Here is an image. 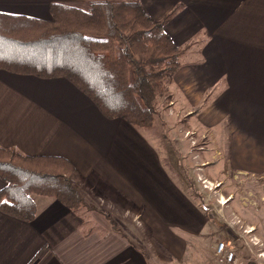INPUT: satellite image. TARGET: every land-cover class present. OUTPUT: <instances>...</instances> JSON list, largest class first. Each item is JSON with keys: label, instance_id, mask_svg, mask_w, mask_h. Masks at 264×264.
Here are the masks:
<instances>
[{"label": "crops", "instance_id": "obj_1", "mask_svg": "<svg viewBox=\"0 0 264 264\" xmlns=\"http://www.w3.org/2000/svg\"><path fill=\"white\" fill-rule=\"evenodd\" d=\"M54 1L65 0H0V12L49 20ZM139 1L183 50L170 92L220 152L206 182L231 166L264 173V0ZM0 146L68 160L83 177L78 189L88 206L72 211L34 194L32 221L0 211V264H160L145 239L152 236L158 253L182 260L186 244L198 243L206 228L201 211L162 165L170 157L145 130L104 117L65 78L0 69ZM98 205L141 218L148 234L118 230L99 216ZM244 226L264 241L245 217Z\"/></svg>", "mask_w": 264, "mask_h": 264}, {"label": "trees", "instance_id": "obj_2", "mask_svg": "<svg viewBox=\"0 0 264 264\" xmlns=\"http://www.w3.org/2000/svg\"><path fill=\"white\" fill-rule=\"evenodd\" d=\"M54 1L49 20L0 12V69L74 84L108 118L136 128L152 123L156 98L169 93L182 48L139 0ZM0 211L29 222L32 194L72 211L83 205L82 175L66 159L0 146Z\"/></svg>", "mask_w": 264, "mask_h": 264}, {"label": "rangeland", "instance_id": "obj_3", "mask_svg": "<svg viewBox=\"0 0 264 264\" xmlns=\"http://www.w3.org/2000/svg\"><path fill=\"white\" fill-rule=\"evenodd\" d=\"M65 2L78 7H85L87 4L86 0ZM154 106L155 113L151 125L138 129L145 130L161 155L170 157L163 158L162 165L175 182L180 184L189 201L201 211L206 219V228L199 236L198 243L186 244L187 250L182 260H176L168 252L165 255L158 253L152 236L150 242H147L149 239H145L147 243L144 242V246L148 249L151 259L160 264H229L223 259V254L217 253L219 242H225L235 251L236 264H264V259L257 258L260 249H264V241L256 237L257 240L255 238L254 240L257 245L254 246L251 241L254 235L246 234L245 231L250 228L244 226L245 217L264 235V173L241 172L231 166L224 172L221 170L218 173L216 170L215 175L209 174V177H214L213 183L211 182L213 185L210 186L205 178L207 168L214 165V158H219L220 152L211 145L208 132L190 123V115L186 114L182 105L180 106L177 97L173 98L170 86L169 93L156 98ZM222 164L223 161L221 166ZM76 185L78 188L81 187L80 183ZM103 201L101 198L98 200ZM85 203L83 198V205L80 208L88 207L84 205ZM105 203L104 201V205ZM98 208L101 207L98 205ZM107 209L103 206L99 216L110 225L112 222L114 227L118 226V230L126 231L128 235L135 237L148 234L139 223L141 218L135 219L130 212ZM126 222L133 224L137 230L125 227Z\"/></svg>", "mask_w": 264, "mask_h": 264}, {"label": "built area", "instance_id": "obj_4", "mask_svg": "<svg viewBox=\"0 0 264 264\" xmlns=\"http://www.w3.org/2000/svg\"><path fill=\"white\" fill-rule=\"evenodd\" d=\"M254 238L257 240L256 237L253 236V239L251 237V241L253 244H255V240ZM217 253L218 254H223V259L229 263V264H236L237 262V258L235 255V251L229 247L228 245H226L225 242H219V244L217 245ZM258 259H264V252L263 251H259V255L257 256Z\"/></svg>", "mask_w": 264, "mask_h": 264}, {"label": "bare ground", "instance_id": "obj_5", "mask_svg": "<svg viewBox=\"0 0 264 264\" xmlns=\"http://www.w3.org/2000/svg\"><path fill=\"white\" fill-rule=\"evenodd\" d=\"M206 183H208L210 186L213 185V184L210 183V182H206ZM205 187L208 188V186H205ZM222 199H223V202H224L225 198L223 197ZM221 203H222V202H221ZM245 232L249 233V230H248V231H245ZM255 244H257V243H255Z\"/></svg>", "mask_w": 264, "mask_h": 264}]
</instances>
